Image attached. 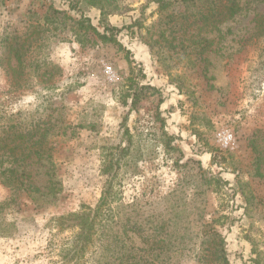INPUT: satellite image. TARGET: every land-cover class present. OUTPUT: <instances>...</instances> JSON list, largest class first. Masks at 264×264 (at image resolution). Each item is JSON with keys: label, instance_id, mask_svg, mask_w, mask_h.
Here are the masks:
<instances>
[{"label": "rangeland", "instance_id": "374dc122", "mask_svg": "<svg viewBox=\"0 0 264 264\" xmlns=\"http://www.w3.org/2000/svg\"><path fill=\"white\" fill-rule=\"evenodd\" d=\"M172 1L0 0L1 132L47 129L53 164L34 158L27 169L41 191L49 172L57 184L40 196L0 181V264H71L60 219L97 205L110 154L124 157L116 184L133 218L145 213L149 228L169 206L184 221L222 217L230 264H264V0H239L234 17L227 0ZM82 17L119 32L101 40L80 29ZM12 35L29 38L35 62L19 90L20 66L3 43ZM179 244V264H200L201 241Z\"/></svg>", "mask_w": 264, "mask_h": 264}, {"label": "trees", "instance_id": "16d2710c", "mask_svg": "<svg viewBox=\"0 0 264 264\" xmlns=\"http://www.w3.org/2000/svg\"><path fill=\"white\" fill-rule=\"evenodd\" d=\"M101 1L94 0L95 5L103 8V6H100ZM198 1L203 0H176L175 2L188 4ZM154 2L165 8L169 7L173 1L154 0ZM239 10V0H227V3H224V11L230 17L236 16ZM77 24L81 30H90L97 33L99 39L104 41L112 40L113 33L119 32L118 29L110 26L105 27L104 33L97 32L90 19L85 17H82ZM28 39L20 38L17 35L3 39V43L8 45L10 55L17 59L16 61L20 66L19 79L16 80L17 90L22 89L25 85H30V74L35 71L32 70L35 67V62L27 54L31 42L25 50ZM27 69H31V71L30 73L27 72L28 75H25L24 70L27 71ZM53 72H55V68L51 69L49 74H46L50 75ZM132 95V104L136 105L140 93L135 90ZM6 127H3V132L0 128L1 183L14 191L15 194H39L40 196L52 194L51 189L53 191L57 186L54 182V175L50 172L47 174L50 186L46 188L47 192L46 190L43 192L35 185L27 169L30 165L29 160L34 158L44 162L46 166L53 164V156L45 142L48 130L41 132L40 125L35 126V124ZM3 156H7L5 161L2 159ZM9 159L12 160L11 167L5 168L4 162L8 163ZM123 160L122 154L118 156L110 154L104 159V174L108 175L109 179L106 181L102 196L95 207L83 206L78 212L70 213L60 219L63 230H68L71 233L63 242L64 247L61 256L65 263L179 264L178 256L181 251L173 247L178 245V241L182 245L186 241L192 243L196 239L201 241L203 247L197 260L200 264H230L225 248V239L216 226V223L220 222L222 217L210 222L204 221L203 217H199L196 221H203V223L200 224V233L194 235L195 237L189 236L187 232L189 233L192 229L191 223L196 221H184L182 219L185 214L184 209H181L180 206H169L165 210V215L169 218H164L160 224H155L149 228L146 227L149 222H146L148 216H145V213L143 215L137 213L138 216L133 218L131 212L138 211L133 209L135 205L119 203L120 189L118 188V182L116 184V179ZM127 209L132 210L126 213ZM122 210L124 211L122 212ZM199 214L201 215V213ZM180 231L184 233L180 234ZM0 234L2 233L0 232ZM189 234L191 235V233ZM132 235L139 239L142 247L136 245V240ZM196 244L198 242L194 243V245Z\"/></svg>", "mask_w": 264, "mask_h": 264}, {"label": "built area", "instance_id": "2783aa9c", "mask_svg": "<svg viewBox=\"0 0 264 264\" xmlns=\"http://www.w3.org/2000/svg\"><path fill=\"white\" fill-rule=\"evenodd\" d=\"M227 143H228V141H227Z\"/></svg>", "mask_w": 264, "mask_h": 264}]
</instances>
